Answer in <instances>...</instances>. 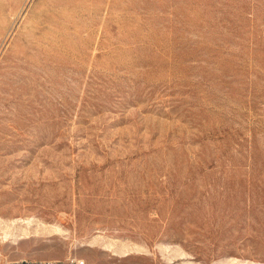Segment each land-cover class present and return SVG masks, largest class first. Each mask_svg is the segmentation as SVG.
Here are the masks:
<instances>
[{
	"label": "rangeland",
	"instance_id": "obj_1",
	"mask_svg": "<svg viewBox=\"0 0 264 264\" xmlns=\"http://www.w3.org/2000/svg\"><path fill=\"white\" fill-rule=\"evenodd\" d=\"M0 228V264H264V0H0Z\"/></svg>",
	"mask_w": 264,
	"mask_h": 264
},
{
	"label": "built area",
	"instance_id": "obj_2",
	"mask_svg": "<svg viewBox=\"0 0 264 264\" xmlns=\"http://www.w3.org/2000/svg\"><path fill=\"white\" fill-rule=\"evenodd\" d=\"M3 264H88L84 258L68 256L64 258H19L8 259Z\"/></svg>",
	"mask_w": 264,
	"mask_h": 264
},
{
	"label": "bare ground",
	"instance_id": "obj_3",
	"mask_svg": "<svg viewBox=\"0 0 264 264\" xmlns=\"http://www.w3.org/2000/svg\"><path fill=\"white\" fill-rule=\"evenodd\" d=\"M0 229H1V228H0ZM53 230H54V231H57V232H63V231H64V229H63L62 227H60V226H55V227L53 228ZM9 237H10V233H9V231H7L6 229H3V234H2V239H3V241H6ZM0 253H1V250H0ZM242 264H257V263H253V262H248V263H246V262H244V263H242Z\"/></svg>",
	"mask_w": 264,
	"mask_h": 264
}]
</instances>
